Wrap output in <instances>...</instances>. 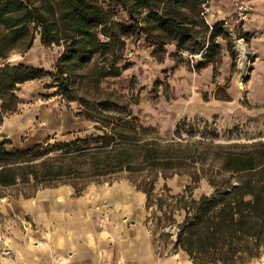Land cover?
<instances>
[{"label": "trees", "instance_id": "1", "mask_svg": "<svg viewBox=\"0 0 264 264\" xmlns=\"http://www.w3.org/2000/svg\"><path fill=\"white\" fill-rule=\"evenodd\" d=\"M207 0H0V125L16 111L18 86L49 76L52 95L78 106L98 134L29 149H6L0 141V187L68 184L76 195L91 182L128 179L145 194L147 220L175 227L172 249L192 264H244L264 246V139L215 143L162 140L132 115L131 100L103 86L118 77L125 40L143 39L162 61L166 45L175 53L200 54L197 68L219 60L222 23L205 19ZM60 48L52 72L7 62L23 54L35 36ZM179 134V126L176 129ZM207 166V167H206ZM207 169H204V168ZM187 174L192 185L170 194L154 192L158 175ZM205 179L208 194L192 197ZM182 215L177 222L174 215ZM161 235L164 236L162 233Z\"/></svg>", "mask_w": 264, "mask_h": 264}, {"label": "rangeland", "instance_id": "2", "mask_svg": "<svg viewBox=\"0 0 264 264\" xmlns=\"http://www.w3.org/2000/svg\"><path fill=\"white\" fill-rule=\"evenodd\" d=\"M204 8L210 25L220 22L227 29L225 37L215 39L220 46L216 63L197 68L200 54L175 53L171 44L165 46V56L159 61L151 55V48L143 39L128 38L123 56L127 67L118 77L108 78L102 85L130 99L132 115L143 125L155 128L162 140L215 143L263 140L264 0H207ZM59 51V47L42 45L36 35L27 51L11 54L7 62H22L52 72ZM50 83V77L44 76L18 86L17 109L4 114L0 125V141H9L4 145L6 149H29L45 141L50 145L70 142L99 133L91 121L77 115L76 103H66L52 95L54 90L47 87ZM178 126L179 134L176 133ZM123 176L110 183L91 182L80 194L92 185H110L121 180L131 183ZM189 185L192 183L187 174L170 178L158 175L154 192L166 187L170 194H176ZM44 188L52 187L42 184L0 187V196L29 198ZM211 190L206 180L201 179L192 188L191 195L197 198ZM147 213L151 215V210ZM174 218L179 222L182 215L176 213ZM172 237L175 238V227L159 229L157 226L156 240L163 245L164 252L175 251ZM257 258L264 259V246ZM248 262L251 260L245 263Z\"/></svg>", "mask_w": 264, "mask_h": 264}, {"label": "crops", "instance_id": "3", "mask_svg": "<svg viewBox=\"0 0 264 264\" xmlns=\"http://www.w3.org/2000/svg\"><path fill=\"white\" fill-rule=\"evenodd\" d=\"M145 199L126 180L80 195L59 185L29 198L0 196V264H192L181 250L164 252Z\"/></svg>", "mask_w": 264, "mask_h": 264}, {"label": "built area", "instance_id": "4", "mask_svg": "<svg viewBox=\"0 0 264 264\" xmlns=\"http://www.w3.org/2000/svg\"><path fill=\"white\" fill-rule=\"evenodd\" d=\"M204 10H205L204 12H206V10H207V9H206V8H204ZM98 226H99V227H102V224H101V222H100V221L98 222Z\"/></svg>", "mask_w": 264, "mask_h": 264}, {"label": "water", "instance_id": "5", "mask_svg": "<svg viewBox=\"0 0 264 264\" xmlns=\"http://www.w3.org/2000/svg\"><path fill=\"white\" fill-rule=\"evenodd\" d=\"M245 264H248V263H245Z\"/></svg>", "mask_w": 264, "mask_h": 264}]
</instances>
